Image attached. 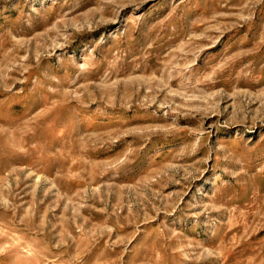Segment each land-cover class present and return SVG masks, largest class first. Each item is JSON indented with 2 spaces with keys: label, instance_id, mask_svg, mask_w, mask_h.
<instances>
[{
  "label": "rangeland",
  "instance_id": "obj_1",
  "mask_svg": "<svg viewBox=\"0 0 264 264\" xmlns=\"http://www.w3.org/2000/svg\"><path fill=\"white\" fill-rule=\"evenodd\" d=\"M0 264H264V0H0Z\"/></svg>",
  "mask_w": 264,
  "mask_h": 264
}]
</instances>
